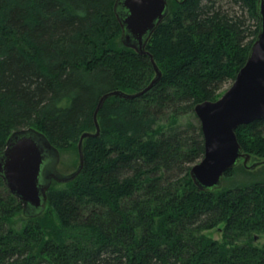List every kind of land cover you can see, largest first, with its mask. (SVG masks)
I'll list each match as a JSON object with an SVG mask.
<instances>
[{"label":"trees","instance_id":"16d2710c","mask_svg":"<svg viewBox=\"0 0 264 264\" xmlns=\"http://www.w3.org/2000/svg\"><path fill=\"white\" fill-rule=\"evenodd\" d=\"M114 2L0 0V152L27 128L77 147L102 95L149 85L150 58L122 45ZM258 29L257 0H168L147 44L160 79L104 102L80 175L52 183L35 218L0 178V264H264V179L204 192L189 173L204 154L194 107L234 81ZM235 133L264 160V119ZM221 224V242L203 234Z\"/></svg>","mask_w":264,"mask_h":264},{"label":"water","instance_id":"95a60500","mask_svg":"<svg viewBox=\"0 0 264 264\" xmlns=\"http://www.w3.org/2000/svg\"><path fill=\"white\" fill-rule=\"evenodd\" d=\"M113 12L121 28L120 41L125 48L148 56L155 77L142 91H113L102 95L93 112L94 132H84L77 143L78 166L68 174L58 171L60 150L44 133L33 128L13 132L0 152V178L8 191L22 205L26 218L41 215L47 207V192L52 183L65 184L75 180L84 166L83 142L100 133L98 112L113 96L132 99L147 92L161 77V71L147 51V44L168 15V0H115ZM258 34L250 48L247 61L238 71L229 88L215 101L194 107L204 141L202 159L190 169V177L200 191L222 188L224 174L240 163L252 170L263 162L247 165L251 155L243 152L236 129L264 119V0H257Z\"/></svg>","mask_w":264,"mask_h":264},{"label":"rangeland","instance_id":"374dc122","mask_svg":"<svg viewBox=\"0 0 264 264\" xmlns=\"http://www.w3.org/2000/svg\"><path fill=\"white\" fill-rule=\"evenodd\" d=\"M117 40H119V38ZM117 40H115V41H117ZM230 85L231 84L224 85L222 87V89L220 90L221 91L220 94H223L229 88ZM60 153H61L60 154L61 159H60V163L58 164V167H57L58 171H60L63 174H68V173L73 172L76 169V167L78 166L77 147L72 146L71 148L61 150ZM262 160H263L262 158H258V157L253 156V157H251V160L249 161V163L247 165L250 166V165H253L254 163H258ZM225 179L226 178L223 179L222 186H229V184L237 186V185H243L244 183L247 184V183L253 182L256 179L262 180V179H264V164H260L256 168H254L252 170H248L242 165V163H240L235 168V172H234L232 178H230L229 180H225ZM56 186H57V188L62 187V185H60V184H56ZM46 214H48V220L52 222L54 219L52 214L48 211L46 212ZM223 227H224V224H221L217 228L203 232V234L208 238H211L213 240H217V241L221 242L222 241V229H223ZM52 228L53 227H46L45 233L49 234L50 229H52ZM263 243H264V235H259L257 237H254V239H253L254 245H261Z\"/></svg>","mask_w":264,"mask_h":264}]
</instances>
